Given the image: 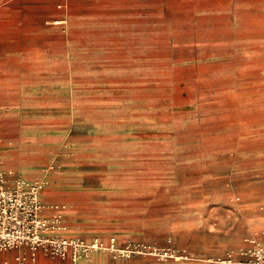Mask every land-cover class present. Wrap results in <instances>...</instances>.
<instances>
[{
	"label": "rangeland",
	"instance_id": "obj_1",
	"mask_svg": "<svg viewBox=\"0 0 264 264\" xmlns=\"http://www.w3.org/2000/svg\"><path fill=\"white\" fill-rule=\"evenodd\" d=\"M168 1L142 45L128 29L48 18L31 44L8 43L0 58V106L31 85L69 83L75 105L57 97L54 116L0 114V145L20 137L39 165L31 180L1 172L0 182L32 193L45 233L82 242L88 264L93 240L107 264H237L264 252V0H236L249 3L236 18L198 14L197 24L174 12L191 4Z\"/></svg>",
	"mask_w": 264,
	"mask_h": 264
},
{
	"label": "crops",
	"instance_id": "obj_2",
	"mask_svg": "<svg viewBox=\"0 0 264 264\" xmlns=\"http://www.w3.org/2000/svg\"><path fill=\"white\" fill-rule=\"evenodd\" d=\"M185 4H191L190 7L185 8L181 4V8L176 9L175 13L185 14L190 17L191 22L197 24L195 16L201 14L203 16H228L236 18L239 10L249 6V3L237 2L231 0L229 6L213 9H200L193 7V3L189 0H183ZM182 3V2H181ZM170 2L168 0H0V58L7 55V45L12 44H31L33 39L38 36V31L42 24L48 18H55L49 20L54 25H61L65 27L69 25V29H96L100 32L110 34H118L117 31L128 29L131 31L133 41L142 45L149 34L146 31L150 30L152 22L164 21L165 15L168 13ZM172 11V10H171ZM62 19V20H61ZM56 21L61 22L60 24ZM232 27L234 24L241 23L238 20L230 22ZM15 29L22 31L20 34H8V30ZM112 38L117 39L116 35ZM20 40V41H19ZM106 45V44H103ZM107 46V45H106ZM105 47V46H104ZM108 50V53L102 52L99 55L105 57L112 56V50L108 47L102 48ZM110 50V51H109ZM12 54H23L21 52H11ZM98 54V53H97ZM63 86H52L39 84L31 85L23 88L18 92V101L12 105L0 106V114H19V113H36L38 115L54 116L60 110L51 108L49 105L57 104L56 99H67L75 105L71 100L69 90L65 89L69 83L61 84ZM40 97L38 103L30 105ZM76 96L87 100L85 90H78ZM58 97V98H57ZM101 100L102 104L108 105L113 102H107L100 97L95 100ZM87 103V102H86ZM45 106V107H43ZM26 132V131H25ZM28 134L37 133L35 130H28ZM36 152L24 151L20 137H14L5 141V144L0 145V174L3 173H20L24 174L27 179L33 178L34 172L38 168V161L36 159ZM1 176V175H0ZM103 184L98 190H116L115 185L108 186ZM127 191L130 193L145 192L151 185L145 183H129ZM51 201H54L52 198ZM63 228V234L68 237L79 236L78 232H72ZM117 241L118 237L114 236ZM27 256L28 249L26 247L11 248L5 251H0V264H16L20 256ZM92 264H107V258L101 255H95ZM25 264H68L67 261H59L48 258L41 253H37L35 260L27 259ZM80 264H88L82 262Z\"/></svg>",
	"mask_w": 264,
	"mask_h": 264
},
{
	"label": "built area",
	"instance_id": "obj_3",
	"mask_svg": "<svg viewBox=\"0 0 264 264\" xmlns=\"http://www.w3.org/2000/svg\"><path fill=\"white\" fill-rule=\"evenodd\" d=\"M2 181V179H0ZM45 222L37 214L35 196L19 190L6 191L0 182V251L26 247L28 255L20 256L16 264L35 260L37 253L75 264L76 258L87 251L82 242L68 238L49 237ZM223 262H231V259ZM237 264H264V252L255 249L246 261Z\"/></svg>",
	"mask_w": 264,
	"mask_h": 264
},
{
	"label": "bare ground",
	"instance_id": "obj_4",
	"mask_svg": "<svg viewBox=\"0 0 264 264\" xmlns=\"http://www.w3.org/2000/svg\"><path fill=\"white\" fill-rule=\"evenodd\" d=\"M62 20V19H61ZM56 23H58V24H60L61 22H59V21H56ZM111 244H112V248L114 249L115 248V244L117 243L116 242V239L115 238H113V237H111ZM90 246H91V248H92V252H93V256L91 255L90 257L92 258V260H93V258L95 257V255H99V251L97 250L98 249V244H97V242L95 241V240H93L92 242H90ZM121 251V250H120ZM177 258H178V256H176ZM90 258V259H91ZM82 262H88L87 261V254H85V253H81L77 258H76V261H75V264H80V263H82Z\"/></svg>",
	"mask_w": 264,
	"mask_h": 264
}]
</instances>
